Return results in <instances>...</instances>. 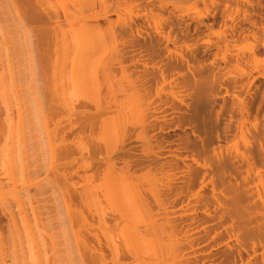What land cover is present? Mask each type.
<instances>
[{"label":"bare ground","instance_id":"bare-ground-1","mask_svg":"<svg viewBox=\"0 0 264 264\" xmlns=\"http://www.w3.org/2000/svg\"><path fill=\"white\" fill-rule=\"evenodd\" d=\"M201 2L0 0V264H264V0Z\"/></svg>","mask_w":264,"mask_h":264},{"label":"rangeland","instance_id":"rangeland-1","mask_svg":"<svg viewBox=\"0 0 264 264\" xmlns=\"http://www.w3.org/2000/svg\"><path fill=\"white\" fill-rule=\"evenodd\" d=\"M185 1L188 4L199 2L202 5L201 0H185ZM110 19L115 21L116 17L111 16ZM133 24H134L133 26L137 28V27H140L142 25V22L140 20L135 19ZM95 25H97L101 29V31H104V36L107 35L108 41H107V48H106L107 50H105V57L107 59H110L115 55V52H117L119 49H122L123 38L118 36L115 43L112 41L113 38H112L111 33L109 32L108 21H106V20H102L98 24H95ZM63 27H64V25H63ZM54 43H55L54 35L45 37V45L48 47V49L46 48L47 50L45 53V58L47 60V64L45 66L44 71H45L47 77L49 78V80L51 79V77H49L48 75L51 72H53V65L55 64V62L57 60H59V56H57L55 54ZM202 59L205 61L207 59V55L203 56ZM256 84L259 85L260 82H257ZM53 92H55V90L51 87L50 81L47 84H44V95H45V98L47 99V101H49L48 99L52 96ZM225 104H226V107L229 108L230 102L227 101ZM219 109H220L219 107H216V109L209 108V110L206 112L207 117L209 119H212L215 122L217 120V111ZM230 129H232V131H234L235 130V124H233ZM169 136H172V134ZM68 138H69L68 139L69 141L73 140V137H68ZM192 138H195V137H192ZM91 140L95 141L97 143L98 136L94 135V137ZM198 144H200V142H198ZM32 158H34V157H32ZM67 171L70 174L69 175L70 176L69 182L70 183H79V185L77 187H78V189H81L80 184L82 183V181L79 180L77 174L75 173V171H76L75 167L73 166L71 168H68ZM81 174L84 175L85 173L82 171ZM87 174L89 175V174H91V172L87 170ZM53 179H54L53 175H48L46 172H43V173L39 174L37 176V178H35V183L47 182L48 180H53ZM43 187H46V186H43ZM70 189L72 190V186ZM68 195H71V194H67L65 191L57 193L58 202H59V204L63 210V214H64V215H62V217H65L66 211H65L64 203H65V200H67ZM38 198L40 200H39V203L36 205H40L43 212H47V211L50 212L52 209H49V208L55 206L56 201L53 200V196L50 195V193L45 194L43 196H39ZM78 207H80V205H78ZM83 210H84L86 215L89 214L88 209L85 208ZM9 223H10L9 216H6L2 212H0V228H1L2 233L7 237L9 236ZM63 240H64V238H62V236H61L60 241L62 242ZM85 240L87 242H89V241H91V237L88 236V237H86ZM202 261H204V260H201L200 263H202ZM7 262H8L7 264H10V261H7Z\"/></svg>","mask_w":264,"mask_h":264}]
</instances>
